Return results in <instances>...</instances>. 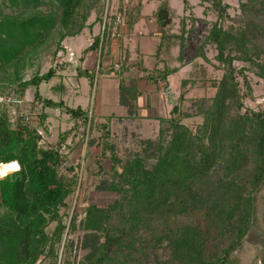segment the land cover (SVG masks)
<instances>
[{
    "label": "trees",
    "instance_id": "1",
    "mask_svg": "<svg viewBox=\"0 0 264 264\" xmlns=\"http://www.w3.org/2000/svg\"><path fill=\"white\" fill-rule=\"evenodd\" d=\"M112 1L0 0V96L12 93L17 103L41 106L33 124L23 113L12 117L0 103V164L20 165L18 172L0 179V264H239L234 253L259 229L258 198L264 189V109L245 105L253 97L251 74L264 79V0L241 1L236 18L225 0H197L215 19L188 60L185 50L195 21L187 28L182 17L175 30L178 14L171 0H119L117 12L111 10ZM151 1L158 2L147 16L158 43L146 61L138 48L133 58L123 38L133 37L145 3ZM182 1L185 9L191 6V0ZM118 13L127 27L124 34ZM97 23H103V30L86 51L100 52L102 58L105 45L109 48L120 35V58L109 72L120 79L118 101L126 110L99 121L80 105L42 96L40 85L58 75L56 67L42 74L38 70L29 79L21 74L41 49L51 48L55 57L66 38ZM208 49L215 52L214 61ZM204 61L220 73L203 79L214 94L185 107L189 86L200 79L194 70L179 80V95L168 115L152 116L157 134L134 133L132 147H121L112 120L149 118L140 104L146 92L140 82L166 88L185 65ZM76 69L94 83L95 66ZM46 108L60 109L73 123L50 145L41 133L48 130ZM79 130L87 144V172L102 176L100 189L115 198L104 206H86L79 226L85 234L76 243L68 235L78 228L77 213L69 225L66 217L80 164H67L63 149ZM228 232L232 238L225 246L211 251L209 246L226 239ZM260 258L264 264V248Z\"/></svg>",
    "mask_w": 264,
    "mask_h": 264
},
{
    "label": "rangeland",
    "instance_id": "2",
    "mask_svg": "<svg viewBox=\"0 0 264 264\" xmlns=\"http://www.w3.org/2000/svg\"><path fill=\"white\" fill-rule=\"evenodd\" d=\"M241 1L243 0H225V2L230 5L228 11L231 17L236 18L240 14ZM118 2L119 0L112 1V11L117 12ZM190 3L192 8L189 6V8L185 9L182 0H171V5L176 8L178 14L174 21L175 30H178L181 27L182 17L184 18V21L187 22V28L190 27L192 19L195 21V31L189 35L188 44L185 50V55L187 56L186 60L193 55L195 46L199 40L198 37L200 38L205 35L210 27L211 21L215 19L211 13L205 14L202 11L203 8L199 5L197 0H191ZM157 5L158 2L156 1L146 3L143 14L150 13L157 7ZM94 18L95 16L93 15L89 22H92ZM228 23L230 24V22ZM120 24V31H123V25L121 22ZM102 30L103 23H97L92 32L90 28L86 27L81 34L66 38L63 41L64 49L60 50L55 57L50 54L51 48L41 49L32 60L30 59L32 62H28L26 68L22 70L21 74L23 78L29 79L38 70L40 74H42L47 72L50 67H56L58 69V75L48 82H42L40 85L42 96L54 100L63 99L70 106L80 105L82 108L89 110V112H93L98 121L103 120L104 116L111 114L125 115L126 110L118 101L120 79L109 72L111 63L120 58L118 48L116 47V49L111 50L109 57H107L108 53H106V51L108 45H105L102 58L99 57L100 52H95L97 55L96 61L94 53L86 51L93 41L94 34L99 33ZM135 31H150L147 26V20L143 18L141 23L137 25ZM116 43L119 44L118 41H116ZM131 48L134 49V46ZM152 48L153 47H151V49ZM136 55V51L135 53L132 52L134 58ZM207 55L211 61H214L215 52L212 49L207 50ZM92 58L94 62H92L90 66H95V79L93 84L88 77L78 76L76 69V66L88 68V59ZM144 60L147 61V58ZM198 61L203 60L199 59ZM192 64L185 65L181 72L170 77V87L174 93L171 101L169 100L166 89L161 87L162 90L159 88L157 91H149L140 98V101L151 106L149 112L151 114V117H149L150 119L145 118L141 121H129L117 120L114 118L112 120V130L115 136L114 139L121 147H132V134L134 133H139L141 136L145 137H153L157 134L158 124L152 119V114L160 116L168 115L172 105L175 103L179 95V80H181L182 77H188L194 70L198 71L197 73H199V75L197 77L200 79L189 86L187 99L184 102L185 107L191 109V107L193 108L194 106V100L196 98L211 96L214 94L215 90L207 87L203 79L208 76H219V71L215 70L210 62L204 61V63H202L203 66L199 62H193ZM99 66H101L100 70ZM251 78L253 80V97L247 98L245 100V105L254 109H264V79L257 77L255 74H251ZM61 85L64 86L63 89H61ZM58 87H60V89ZM27 93V96L29 97L28 99H33V88L29 89ZM11 94H2L0 96V103H3L7 107L12 117L18 113H23L27 115L29 121L36 124L38 121L37 115L41 111V106L36 105L33 109L31 103H25L22 101L17 103L18 101L14 99L15 96ZM162 95H164V99H162ZM45 112L48 114L45 121L48 130L46 132L41 131L43 134V143L47 145L55 144L58 140L59 134L69 129L73 123L69 122V116L61 112L60 109L46 108ZM75 134L76 135H70L67 140L68 145L63 151L67 158V164H80L81 166L77 168L79 173L77 189L75 193L68 198L70 209L67 211L68 216L66 217V222L69 225L71 219L75 213H77L78 228L75 232L69 233L68 235L69 238L74 239L77 243L85 234V231L82 228H79V226L81 218L85 215L84 210L86 206L89 204L104 206L114 200L115 193L101 190L99 184L102 176L97 177L94 176V174L87 172L86 165L88 160L85 161L84 159L87 144L86 142H81L83 130H79V132L76 131ZM96 150L97 148H93L94 154L98 156L99 152H96ZM91 165L93 169L96 167V163L94 162H92ZM106 167H109V162L106 163ZM63 211L64 210H62V212ZM257 216L259 220V229L250 232L245 238L242 247L234 253V257L238 259L239 264H262L260 254L261 250L264 248V189H262L258 198ZM225 236L226 239L223 238L218 241V243H215L214 245L211 244L209 249L211 251H220L232 238V233L228 232Z\"/></svg>",
    "mask_w": 264,
    "mask_h": 264
},
{
    "label": "crops",
    "instance_id": "3",
    "mask_svg": "<svg viewBox=\"0 0 264 264\" xmlns=\"http://www.w3.org/2000/svg\"><path fill=\"white\" fill-rule=\"evenodd\" d=\"M170 2H171V1H170ZM146 3H149V2H146ZM146 3H145V4H146ZM172 7H173V6H172ZM174 8H175V7H174ZM153 10H154V9H153ZM151 12H152V11H151ZM151 12H150V13H151ZM150 13L143 14L142 17L140 18V21L137 23V25H139V24L141 23V20H142L143 18L146 19V20H147V26H148V28H149L150 31H146V32H143V31H135V29H136V27H137V25H136L135 28H134V30L132 31V33H133L132 36H133V37H132L129 41H126V40L123 38V42H124L123 46L128 45L131 53H132V52L135 53L136 48H138V49H139V54H140L141 56H143V58H144V57L147 58L149 55H151L152 53H154L155 48H156V45H157V43H158V34H157V32L155 31V29H154V25L152 24V21H151L150 19L147 18V16H148ZM118 15H120V13H118ZM96 25H97V24H95L94 27L91 29V32H92V30L95 28ZM123 29H124L125 31H124ZM122 30H123V31L121 32V34L126 33V32H127V27H126L125 25H123V26H122ZM93 32H94V31H93ZM97 34H98V33L94 34V36L97 35ZM127 39H129V38H127ZM116 41H118L119 44H117ZM116 44H117V46H116ZM121 44H122V42H121V37H120V35L118 34V35H116V37H114V38L112 39L111 45H110L109 48L107 49V50H108V55H107V57H109V54H110L111 50L116 49V47L118 48L119 53H120V52H121ZM132 46H134V49L131 48ZM145 46H146V48H145ZM151 47H153V48L151 49ZM143 49H144V50H143ZM145 49H147V50H145ZM90 52H93V53H94V55H95V61H96L97 55H96L95 51H90ZM98 56H99V55H98ZM132 57H133V56H132ZM133 58H134V57H133ZM145 58H144V59H145ZM107 59H109V58H107ZM110 59H111V58H110ZM92 62H94V61H93V58H92V59H88V68H93V66H90V64H91ZM110 63H111V62H110ZM76 67H77V66H76ZM183 68H184V67H183ZM183 68H182V69H183ZM182 69L180 70V72L182 71ZM140 86L143 87L144 89H146L145 94H147V92L152 91V90H154V91H157V90H158L155 86H152V85L146 86V84H145L143 81L140 82ZM162 93H163V92H162ZM145 94H144V95H145ZM163 94H164V93H163ZM144 95H143V96H144ZM143 96H142V97H143ZM163 96H164V95H162V99H164ZM140 104H141V106L144 107V113H146V114L148 115V117H150L151 114H150L149 112H150V107H151V106H149L147 103L142 102V101H140ZM153 115H155V114H152V116H153ZM147 119H150V118H147Z\"/></svg>",
    "mask_w": 264,
    "mask_h": 264
},
{
    "label": "clouds",
    "instance_id": "4",
    "mask_svg": "<svg viewBox=\"0 0 264 264\" xmlns=\"http://www.w3.org/2000/svg\"><path fill=\"white\" fill-rule=\"evenodd\" d=\"M20 165L18 161L0 164V179H3L10 171L18 172Z\"/></svg>",
    "mask_w": 264,
    "mask_h": 264
},
{
    "label": "water",
    "instance_id": "5",
    "mask_svg": "<svg viewBox=\"0 0 264 264\" xmlns=\"http://www.w3.org/2000/svg\"><path fill=\"white\" fill-rule=\"evenodd\" d=\"M165 89H166V92L168 93L169 100L171 101L172 100V96L174 95V93H173V91H172V89L170 87V83L169 82L166 83V88ZM217 264H221V261H218Z\"/></svg>",
    "mask_w": 264,
    "mask_h": 264
},
{
    "label": "built area",
    "instance_id": "6",
    "mask_svg": "<svg viewBox=\"0 0 264 264\" xmlns=\"http://www.w3.org/2000/svg\"><path fill=\"white\" fill-rule=\"evenodd\" d=\"M120 20H121V16H120V15H118V23L120 22Z\"/></svg>",
    "mask_w": 264,
    "mask_h": 264
}]
</instances>
